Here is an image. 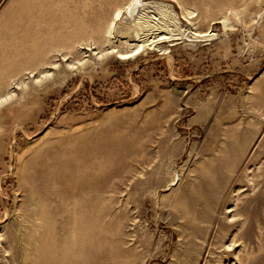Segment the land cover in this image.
Listing matches in <instances>:
<instances>
[{"label": "rangeland", "instance_id": "obj_1", "mask_svg": "<svg viewBox=\"0 0 264 264\" xmlns=\"http://www.w3.org/2000/svg\"><path fill=\"white\" fill-rule=\"evenodd\" d=\"M0 264H264V0H0Z\"/></svg>", "mask_w": 264, "mask_h": 264}, {"label": "bare ground", "instance_id": "obj_2", "mask_svg": "<svg viewBox=\"0 0 264 264\" xmlns=\"http://www.w3.org/2000/svg\"><path fill=\"white\" fill-rule=\"evenodd\" d=\"M136 8H137V5H136V4H132L131 6H129V7L127 8V11L130 12V13H132V11L135 10ZM130 13H129V14H130ZM133 13H134V12H133ZM120 14H121V11H119V12L117 13L116 16L118 17V16H120Z\"/></svg>", "mask_w": 264, "mask_h": 264}]
</instances>
